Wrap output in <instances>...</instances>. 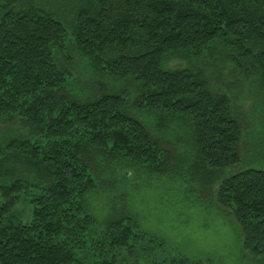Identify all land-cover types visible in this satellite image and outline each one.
<instances>
[{
	"label": "trees",
	"instance_id": "obj_1",
	"mask_svg": "<svg viewBox=\"0 0 264 264\" xmlns=\"http://www.w3.org/2000/svg\"><path fill=\"white\" fill-rule=\"evenodd\" d=\"M1 1L0 118L21 116L40 138L0 144V264H110L112 247L127 244L136 226L130 218L110 222L92 248L97 233L86 198L96 187L95 157L109 151L153 170L168 160L122 94H71L70 42L91 67L133 83L137 108L190 123L198 156L212 171L244 162V123L231 95L212 87L205 64L228 56L264 89V0H85L72 26L44 9ZM172 56L189 66L166 68ZM14 162L30 166L38 182L12 176ZM216 195L234 214L245 250L264 257V168L225 178ZM21 197L31 216L8 219ZM84 248L96 261L81 262Z\"/></svg>",
	"mask_w": 264,
	"mask_h": 264
},
{
	"label": "rangeland",
	"instance_id": "obj_2",
	"mask_svg": "<svg viewBox=\"0 0 264 264\" xmlns=\"http://www.w3.org/2000/svg\"><path fill=\"white\" fill-rule=\"evenodd\" d=\"M14 1L21 8L34 6L53 13L69 26L74 25V17L85 3V0ZM69 47L65 58L74 73L71 94L86 100L102 91L122 94L130 110L168 150L165 151L168 160H162L160 170L122 160L109 151L95 157L96 187L86 198L87 210L94 218L93 232L97 233L89 240L92 248L95 242L105 240L100 236L106 233L110 222L130 218L136 226L135 235L127 244L112 247L110 264H264V257L245 250L234 214L219 204L216 195L225 178L247 166L264 168L263 87L228 56L224 57L225 62L205 64L212 76V87L231 95L234 113L245 129L241 142L244 162L212 171L198 156L190 123L181 117L163 120L159 113L137 108L139 91L133 83L101 73L80 56L71 42ZM217 58L218 55L212 57V61ZM186 66L189 64L185 58L172 56L166 62L168 69ZM13 138L37 142L40 135L21 116L7 121L0 118V144ZM9 169L16 173L12 176L18 174L36 181L35 171L25 163H11ZM4 202L3 196L0 197V206ZM31 214L30 202L21 197L8 219L17 215L25 220ZM77 255L83 263L96 261L90 248L79 250Z\"/></svg>",
	"mask_w": 264,
	"mask_h": 264
}]
</instances>
